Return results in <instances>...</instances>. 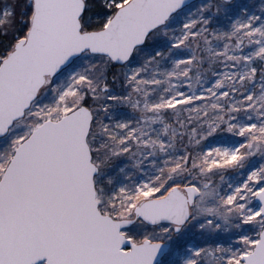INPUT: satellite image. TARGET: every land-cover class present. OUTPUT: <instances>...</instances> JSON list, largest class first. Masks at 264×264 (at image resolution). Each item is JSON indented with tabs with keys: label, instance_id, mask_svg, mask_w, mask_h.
<instances>
[{
	"label": "snow or ice",
	"instance_id": "1",
	"mask_svg": "<svg viewBox=\"0 0 264 264\" xmlns=\"http://www.w3.org/2000/svg\"><path fill=\"white\" fill-rule=\"evenodd\" d=\"M0 264H264V0H0Z\"/></svg>",
	"mask_w": 264,
	"mask_h": 264
}]
</instances>
